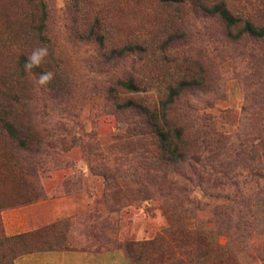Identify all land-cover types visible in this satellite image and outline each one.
<instances>
[{"label": "rangeland", "instance_id": "obj_1", "mask_svg": "<svg viewBox=\"0 0 264 264\" xmlns=\"http://www.w3.org/2000/svg\"><path fill=\"white\" fill-rule=\"evenodd\" d=\"M216 2L264 25V0H0V264L51 248L125 264H264V174L253 182L234 156L250 132L243 108L262 92L264 45L230 41L205 12ZM42 45L50 55L25 71ZM45 71L54 78L41 85ZM183 80L192 86L169 121L185 132L184 159L155 165L142 110ZM45 201L58 218L6 234L4 212ZM181 229L205 232L213 251L198 254ZM160 235L146 252L125 249Z\"/></svg>", "mask_w": 264, "mask_h": 264}, {"label": "trees", "instance_id": "obj_2", "mask_svg": "<svg viewBox=\"0 0 264 264\" xmlns=\"http://www.w3.org/2000/svg\"><path fill=\"white\" fill-rule=\"evenodd\" d=\"M162 1L166 5H177L183 4L189 0ZM204 9L209 16L217 18L225 26V29L229 31L227 38L230 41L233 39L235 41L248 39L264 45V25L257 26L249 20H243L236 17L229 11L224 2L213 3L209 5V7H204ZM231 31H235V35H232L230 33ZM261 63L263 65V70H261L262 75L259 78V82L261 84L262 92H256V94L254 93L257 99L253 100L252 104H250V102H246V105L243 108V119L241 125L244 124V119L247 120L250 132L247 129H242L238 134V138L240 139L238 147L240 151L234 155L235 162H239L247 158L248 163L246 167L248 178H251L253 182H258L264 174V62ZM122 85L130 91H134L136 89L132 83H122ZM191 86V82L183 80L179 83L178 88L170 90L168 99L162 102L159 108H143L142 110L145 123L152 129L151 133L153 134V139L155 140L154 144L157 149L153 155L155 165L176 164L184 159L182 147L185 141V132L176 121H169V113H171L170 111L177 98ZM131 105H133L132 101H128L126 103V106L128 107H131ZM251 108H253V111ZM254 108L256 111H254ZM3 123L5 124L7 130L12 134V137L17 138L18 132L15 127L8 121H3ZM254 129H256V132H253ZM239 149L237 148L236 152ZM219 165L220 167H223L222 162L220 163L219 161L218 166L213 167V169H217ZM223 174L226 176V174H228L227 170H225ZM169 232L170 228L166 230L165 234H169ZM180 234L190 241V243L191 241L195 243V251H197L198 254L201 253L203 256H206L213 251L205 232L200 230L181 229ZM163 241L164 236L160 235L154 241L150 242L136 244L127 243L125 245V249L128 254L131 253L135 247L139 249L140 252H146L150 248H155ZM51 250L64 249L51 248ZM27 253H31V251Z\"/></svg>", "mask_w": 264, "mask_h": 264}, {"label": "crops", "instance_id": "obj_3", "mask_svg": "<svg viewBox=\"0 0 264 264\" xmlns=\"http://www.w3.org/2000/svg\"><path fill=\"white\" fill-rule=\"evenodd\" d=\"M48 201L6 211L3 214L4 229L13 236L30 232L52 223L60 216L53 212ZM46 209H50L47 213ZM16 264H125L118 252L94 253L87 250L67 249L32 252L22 255Z\"/></svg>", "mask_w": 264, "mask_h": 264}, {"label": "clouds", "instance_id": "obj_4", "mask_svg": "<svg viewBox=\"0 0 264 264\" xmlns=\"http://www.w3.org/2000/svg\"><path fill=\"white\" fill-rule=\"evenodd\" d=\"M50 55V51L46 45L34 48L31 54L27 57L24 64L25 71H31L34 67H40L46 57ZM54 78V73L45 71L39 76V83L41 85H47Z\"/></svg>", "mask_w": 264, "mask_h": 264}]
</instances>
